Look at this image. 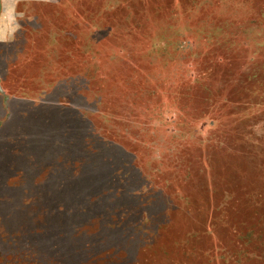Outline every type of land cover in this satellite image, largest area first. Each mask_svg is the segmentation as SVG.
Here are the masks:
<instances>
[{
	"label": "rangeland",
	"instance_id": "rangeland-1",
	"mask_svg": "<svg viewBox=\"0 0 264 264\" xmlns=\"http://www.w3.org/2000/svg\"><path fill=\"white\" fill-rule=\"evenodd\" d=\"M12 16L0 264H264V0Z\"/></svg>",
	"mask_w": 264,
	"mask_h": 264
},
{
	"label": "clouds",
	"instance_id": "clouds-1",
	"mask_svg": "<svg viewBox=\"0 0 264 264\" xmlns=\"http://www.w3.org/2000/svg\"><path fill=\"white\" fill-rule=\"evenodd\" d=\"M18 2V0H0V8H3V12H0V20L11 18L15 20V17L12 16L14 12V6ZM19 28L18 23H14L13 27L5 33L0 30V42H8L9 37Z\"/></svg>",
	"mask_w": 264,
	"mask_h": 264
}]
</instances>
